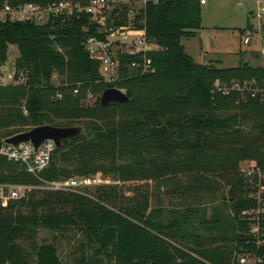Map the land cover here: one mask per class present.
<instances>
[{"label": "trees", "instance_id": "obj_1", "mask_svg": "<svg viewBox=\"0 0 264 264\" xmlns=\"http://www.w3.org/2000/svg\"><path fill=\"white\" fill-rule=\"evenodd\" d=\"M53 1L60 0H0V12L6 5ZM71 1L86 5L90 0ZM131 9L129 2L117 3L105 25L84 12L52 17L45 24L0 20V132L6 139L39 125H83L82 134L63 139L56 148L42 173L44 180L99 171L122 180L183 174L199 192L220 183V177L231 186L226 203L232 211L234 245L226 252L190 244L183 221H159L150 212L148 197H120L116 188L101 187L95 196L33 189L8 206L0 203V264H61L55 245L35 242L38 228L75 232L95 253L93 264H264V216L257 221L243 214L255 209L257 201L246 196L240 171L246 159L256 160L264 170V67L199 63L186 51L182 39L203 28L201 0L149 1L135 8L133 17ZM131 23L145 29L155 47L134 55L124 52L120 79L108 83L86 41L90 36L105 39L109 28ZM13 44L19 55L12 75L24 79L4 84L1 67ZM144 56L148 72L131 68ZM252 79L260 91L245 102L237 91L226 95L216 88L218 80L230 84ZM109 87L124 89L129 100L103 106L101 96ZM90 94L95 101L86 105ZM178 150L184 152L180 163L174 161ZM42 182L20 162L0 154V183ZM201 223H218L221 229L226 222ZM254 223L258 233H253ZM232 248L239 255L233 256ZM245 256L250 260L242 263Z\"/></svg>", "mask_w": 264, "mask_h": 264}, {"label": "rangeland", "instance_id": "obj_2", "mask_svg": "<svg viewBox=\"0 0 264 264\" xmlns=\"http://www.w3.org/2000/svg\"><path fill=\"white\" fill-rule=\"evenodd\" d=\"M118 2H129L130 0H117ZM132 8L141 9L144 5L140 0H132L129 2ZM264 0H206L203 4L202 24L203 28L195 37L183 38L182 43L186 51L192 55L196 61H207L206 55L210 59L221 60L223 64L217 62L218 66H238L241 63H249L253 66L264 67ZM111 8L103 10L102 17L107 18L111 12ZM245 33L241 29H247ZM105 28V26H104ZM138 34L128 32L125 41L131 44L136 40ZM123 37L116 36L113 39ZM249 37L250 42L245 43V38ZM153 48V46H151ZM19 55L17 45H11L9 49V58L4 66L1 67V81L4 84L13 83L12 79L14 62ZM211 61V60H210ZM216 62V61H215ZM95 96L90 94L85 104H93ZM77 126H82L78 124ZM0 132V138L3 136ZM5 142L4 136L1 138ZM1 143V142H0ZM1 146V145H0ZM184 152L177 151L180 163V155ZM256 162L254 159H246L243 163ZM95 177L97 182L84 187L73 188L68 190H56L65 192H81L89 195H96L97 189L105 187L106 190L116 188L119 196H125L131 199H143L148 197L150 202V212L159 221L162 219L174 218L179 219L183 223V230L188 234L185 241L198 245H204L216 250L228 251V247L234 245L232 241V211L229 207L227 198L230 196V189L225 180L218 177L220 183H211L207 188L197 192L189 184L187 175L179 174L157 179H125L122 180L114 173H104L99 171L96 173L73 174L60 179L70 177ZM45 190L42 184L35 185L34 190ZM50 190V189H47ZM54 191V190H53ZM246 189V196L248 197ZM125 199V198H124ZM2 205V204H1ZM3 206V205H2ZM27 212L26 208H22ZM221 219V229H217L218 223H209L206 227L203 221H213ZM181 225V224H180ZM212 229L207 231L208 229ZM227 227L228 236L225 235ZM198 236L199 239H196ZM35 242L38 245L53 244L55 245L57 255L61 260V264H93L95 253L89 251L82 243V237L75 232H53L46 228H38L35 236ZM202 242V243H200ZM29 253H34L31 245H25ZM234 248V247H233ZM231 249L233 256L237 255V251ZM239 255V254H238ZM89 263V264H90ZM114 264V263H110Z\"/></svg>", "mask_w": 264, "mask_h": 264}, {"label": "built area", "instance_id": "obj_3", "mask_svg": "<svg viewBox=\"0 0 264 264\" xmlns=\"http://www.w3.org/2000/svg\"><path fill=\"white\" fill-rule=\"evenodd\" d=\"M132 0L129 2L131 3ZM154 3L160 0H140L144 5L147 2ZM205 3L206 0H201ZM117 0H90L86 5L75 3L71 0L53 1L47 4L27 3L17 7L6 5L0 12V20L7 18L19 21H32L37 24H45L49 22L52 17H61L63 15H70L74 13H88L91 14L93 19L98 20L99 23L105 25L107 20L102 17L103 10L106 8L114 7ZM264 9V8H263ZM112 10V9H111ZM136 9H131L130 15L134 16ZM108 19V18H107ZM126 28H109L108 34L105 39H100L97 36H90L86 41V47L90 56L100 62L101 72L104 79L108 83H114L120 79L121 75V58L124 52L132 55L140 52L152 50L154 46L148 39L146 30L142 28H133L132 23ZM135 32L138 34L135 41L128 44L125 39L127 33ZM122 36L119 39H113L116 36ZM250 38H245V43H249ZM264 53V51H263ZM143 62L133 61L130 66L141 73H146L150 69L148 67L147 59L144 56ZM12 79L16 83L23 81V76L18 79ZM216 88L223 94H230L232 91H237L241 94L243 102L248 100V97H255L260 89L256 86V81L252 80H235L230 84H223L221 81L216 82ZM124 90V89H122ZM125 91V90H124ZM75 92H78L76 89ZM61 97V95H59ZM57 148L55 141L46 140L40 147L36 148L35 145L28 141L22 142L18 146L10 143L3 142L0 146V154L6 156L9 160L20 162L23 164L28 172L43 180V187L50 190H68L73 188L84 187L97 182V178L91 177H70L67 179L58 180H44L41 176L44 170L49 166L54 152ZM241 174L245 180V186L248 191V197L257 201V207L252 210H245L243 214L248 216L249 219L259 221L264 216V170L257 162L243 163L240 168ZM35 186L28 184H11L0 183V203L3 206H8L12 201L23 199L33 191ZM253 223V222H252ZM253 233L259 232V225L254 223L252 225ZM249 257L245 256L241 259L242 263L249 262Z\"/></svg>", "mask_w": 264, "mask_h": 264}, {"label": "water", "instance_id": "obj_4", "mask_svg": "<svg viewBox=\"0 0 264 264\" xmlns=\"http://www.w3.org/2000/svg\"><path fill=\"white\" fill-rule=\"evenodd\" d=\"M129 100L127 93L118 87H109L101 96V104L107 106L112 102H126ZM85 131L82 126L57 127L52 125H39L28 131L15 134L5 139L6 143L18 146L22 142H32L36 148L46 140L55 141L57 148L62 145L63 139L74 138Z\"/></svg>", "mask_w": 264, "mask_h": 264}, {"label": "crops", "instance_id": "obj_5", "mask_svg": "<svg viewBox=\"0 0 264 264\" xmlns=\"http://www.w3.org/2000/svg\"><path fill=\"white\" fill-rule=\"evenodd\" d=\"M206 3V2H205ZM205 3H202V7H203V4H205ZM198 33H199V31H198ZM154 47L155 46H153V49H154ZM192 56V55H191ZM193 57V56H192ZM194 58V57H193ZM206 58H207V61H205V62H199V63H208L210 60L211 61H217V60H214V59H210V56L209 55H206ZM195 59V58H194ZM220 61V64H223V62L221 61V60H219ZM198 62V61H197ZM216 63V62H215ZM217 64H219V63H217ZM236 66V65H235Z\"/></svg>", "mask_w": 264, "mask_h": 264}]
</instances>
